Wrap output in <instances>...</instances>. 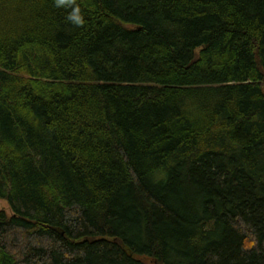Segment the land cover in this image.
I'll return each mask as SVG.
<instances>
[{
    "label": "trees",
    "instance_id": "1",
    "mask_svg": "<svg viewBox=\"0 0 264 264\" xmlns=\"http://www.w3.org/2000/svg\"><path fill=\"white\" fill-rule=\"evenodd\" d=\"M0 198V264H264V0H0Z\"/></svg>",
    "mask_w": 264,
    "mask_h": 264
},
{
    "label": "clouds",
    "instance_id": "2",
    "mask_svg": "<svg viewBox=\"0 0 264 264\" xmlns=\"http://www.w3.org/2000/svg\"><path fill=\"white\" fill-rule=\"evenodd\" d=\"M69 0H55L57 7H63ZM68 19L77 26H81L84 23V18L80 14V8L76 7L73 12L69 15Z\"/></svg>",
    "mask_w": 264,
    "mask_h": 264
},
{
    "label": "rangeland",
    "instance_id": "3",
    "mask_svg": "<svg viewBox=\"0 0 264 264\" xmlns=\"http://www.w3.org/2000/svg\"><path fill=\"white\" fill-rule=\"evenodd\" d=\"M0 211H4L9 216L13 215V210L7 200L0 198Z\"/></svg>",
    "mask_w": 264,
    "mask_h": 264
}]
</instances>
